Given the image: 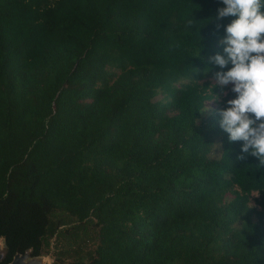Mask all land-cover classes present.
Returning a JSON list of instances; mask_svg holds the SVG:
<instances>
[{
    "label": "trees",
    "instance_id": "obj_1",
    "mask_svg": "<svg viewBox=\"0 0 264 264\" xmlns=\"http://www.w3.org/2000/svg\"><path fill=\"white\" fill-rule=\"evenodd\" d=\"M223 6L0 0V264H264V169L207 105Z\"/></svg>",
    "mask_w": 264,
    "mask_h": 264
},
{
    "label": "clouds",
    "instance_id": "obj_2",
    "mask_svg": "<svg viewBox=\"0 0 264 264\" xmlns=\"http://www.w3.org/2000/svg\"><path fill=\"white\" fill-rule=\"evenodd\" d=\"M220 3L224 6L217 9L214 19H234L227 25L217 24V29L224 27L225 35L219 41L224 47L223 54L209 57V63L221 70L211 77L213 99L208 104L217 101L220 95H227L226 89L235 94L226 101L225 108L218 110L219 125L227 133L229 143L243 142L237 160L255 157L259 161L254 165L257 171L264 169V0H220ZM188 24L193 26L194 21L189 20ZM209 71L208 67L204 69L205 73ZM217 87L220 93L213 94ZM208 111L205 106L201 112Z\"/></svg>",
    "mask_w": 264,
    "mask_h": 264
},
{
    "label": "rangeland",
    "instance_id": "obj_3",
    "mask_svg": "<svg viewBox=\"0 0 264 264\" xmlns=\"http://www.w3.org/2000/svg\"><path fill=\"white\" fill-rule=\"evenodd\" d=\"M207 105L210 106V108H214L217 103L216 102H211L208 104L207 102ZM254 197H256V193H253L252 194V199L250 201V205L253 206L254 205ZM54 242L53 240H51V246L46 250V254L42 255V263L43 264H51L52 262H54V256L53 254L55 253V249H54V246H53ZM3 241L2 239H0V254L2 252V250L4 249V246H3ZM92 245L89 243V242H85V243H82L81 244V248L83 249V251H86L88 250ZM31 259L30 257L27 258V260Z\"/></svg>",
    "mask_w": 264,
    "mask_h": 264
},
{
    "label": "water",
    "instance_id": "obj_4",
    "mask_svg": "<svg viewBox=\"0 0 264 264\" xmlns=\"http://www.w3.org/2000/svg\"><path fill=\"white\" fill-rule=\"evenodd\" d=\"M2 239V238H0ZM3 241V239H2ZM4 244V242H3ZM4 249L2 250L1 254H0V261L4 258L5 254H6V247L5 245ZM31 258L29 260H27V258ZM42 256H36V257H31L30 256V250H26L23 254H19L16 253L12 260L8 263V264H43L42 263Z\"/></svg>",
    "mask_w": 264,
    "mask_h": 264
}]
</instances>
